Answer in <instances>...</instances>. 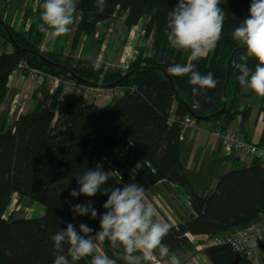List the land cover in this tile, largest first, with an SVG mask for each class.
Returning <instances> with one entry per match:
<instances>
[{
  "label": "trees",
  "instance_id": "obj_1",
  "mask_svg": "<svg viewBox=\"0 0 264 264\" xmlns=\"http://www.w3.org/2000/svg\"><path fill=\"white\" fill-rule=\"evenodd\" d=\"M42 3L43 0H28L23 11L24 22L31 19L28 29L11 24L0 12V38L13 46L12 50L0 53V108L10 75L22 67L24 72L27 66L36 67L78 84L100 83L106 87L127 76L116 85L122 89V95L109 105L69 100L55 119L62 96L60 87L20 113L10 127L0 126V264H53L55 249L51 237L66 229L67 223L76 224L77 229L85 223L99 231V215L105 211L102 205L107 196L98 193L94 197L73 198L70 192L79 189L78 176L101 167L103 162L117 178L115 182L109 178L105 188L137 183L147 193L166 181L188 192L193 213L182 222L170 224L163 241L169 246L168 255L178 254L188 246L193 249L191 236H223L264 216V164L260 159L254 158L245 167L231 168L219 179L213 193L203 196L193 189L180 157L181 121L186 116L196 122L219 121L224 129L238 113L245 120L252 112V106L238 110L243 88L237 80L239 70L235 65L240 63L244 47L232 38L234 29L248 16L251 0H221L226 17L222 37L206 57L192 62L197 71L211 72L219 83L216 88L207 89L206 95L195 97L189 76L170 75L172 84L165 74L168 66L186 64L190 56L188 50L173 49L165 33L167 14L177 0H106L102 14L96 11L95 0H78L75 22L70 26L75 27L72 52L81 34H94L97 23L111 21L115 11L126 13L124 22L128 27L149 18L146 35L153 37V54L141 52L126 68L64 55L69 33L56 37L52 50L42 51L45 33L37 27L42 23ZM96 63L100 64L99 69H94ZM256 63L249 58V67L254 68ZM224 89L226 107L218 114L224 106ZM207 98L211 102H206ZM175 101L178 106L173 112ZM260 111L264 120V101ZM260 142H264V128ZM14 195L18 202L32 198L42 204L43 215L6 216ZM89 200L98 212L95 220L77 216L71 210L72 205ZM100 244L116 264H126L121 259L122 248L113 249L107 241ZM203 252L208 259L205 264H264V256L260 263H254L229 243L208 245ZM77 264H91V257Z\"/></svg>",
  "mask_w": 264,
  "mask_h": 264
},
{
  "label": "clouds",
  "instance_id": "obj_2",
  "mask_svg": "<svg viewBox=\"0 0 264 264\" xmlns=\"http://www.w3.org/2000/svg\"><path fill=\"white\" fill-rule=\"evenodd\" d=\"M78 0H43L40 4V20L37 27L42 33L54 37L66 36L75 22ZM221 0H177L167 14L165 33L168 44L173 49L188 50L190 56L186 64H171L167 72L171 76H189L193 85V96L206 95L207 89L216 88L219 81L211 72L201 74L193 61H198L213 51L222 37L225 12L220 7ZM106 0H95L98 13L106 9ZM232 38L244 47L237 80L246 91L264 97V0H251L249 14L232 32ZM249 58H254L255 67H249ZM99 69L100 64L93 65ZM206 102H211L207 98ZM109 172L97 166L78 176L79 189H73L70 196L94 197L98 193L106 195L102 205L105 209L99 215V231L85 223H67L52 237L54 242L53 264H77L85 257H91V264H116L107 255L94 254L97 242L107 241L111 248H122L121 259L126 264H142L151 261L158 251L160 257L168 256L169 246L163 243L171 225L157 219L156 207L145 199V189L137 183L125 184L122 188H105ZM103 189V190H102ZM77 216H90L95 220L98 212L91 200L72 205ZM94 233V234H93ZM65 246L66 252L65 255Z\"/></svg>",
  "mask_w": 264,
  "mask_h": 264
},
{
  "label": "crops",
  "instance_id": "obj_3",
  "mask_svg": "<svg viewBox=\"0 0 264 264\" xmlns=\"http://www.w3.org/2000/svg\"><path fill=\"white\" fill-rule=\"evenodd\" d=\"M2 3L0 0V12L8 18L6 19L11 24L17 27L24 26L25 29L29 28L30 18L26 19L25 23L23 22L24 24L15 20V15H19L20 8H17L19 6L10 7L7 4L1 6ZM35 3L37 4V1ZM20 15L23 18V12ZM148 21L149 18L146 17L132 27H128L125 22L119 19L104 22L101 26L97 25L94 34H81L78 45L72 52L71 42L75 35V27H73L69 32L63 53L64 55L72 54L77 60H96L105 63L106 66L126 68L141 52L148 56L153 54V37L144 35L141 32ZM55 39L56 37L52 36L50 32L45 33L41 50L44 52L52 50L56 45ZM28 80L33 81L34 85L30 84ZM7 86L8 91L0 108V126L4 125L6 128L12 125L20 113L33 108L36 102L41 100L46 93H51L48 86L39 87L35 80L18 73L10 75ZM66 98L67 101H82L79 93L73 95L72 98L70 96H66ZM19 99L22 101L21 103ZM263 101V97L249 94L243 88L238 101V110L242 111L245 107L252 106V112L249 118L245 120L242 118L241 113H238L227 127L239 130L248 140L259 142L264 128L263 114L260 111ZM177 106L178 102L175 101L173 112H175ZM218 124H220L219 121L196 122L181 135L180 157L182 164L193 189L203 196L213 193L219 179L231 168L248 166L253 160L252 157L240 156L236 153H225L220 139L214 133L215 128L219 126ZM112 173L115 175L114 172ZM14 196L17 199V196ZM25 199L27 198H23L21 202ZM145 199L156 207L158 211L157 219L162 222L177 224L182 222L187 215L193 213L189 194L180 185L166 181L160 182L145 193ZM206 237V234L191 236L194 248L202 247L204 249L207 247V242H201ZM199 241L201 243L197 244ZM191 249L189 246L184 248L183 251L177 254L178 257L182 259L185 253ZM94 254L107 255L98 242ZM202 254L205 256L204 252ZM170 256L160 258L168 259ZM205 263H208L206 256Z\"/></svg>",
  "mask_w": 264,
  "mask_h": 264
},
{
  "label": "built area",
  "instance_id": "obj_4",
  "mask_svg": "<svg viewBox=\"0 0 264 264\" xmlns=\"http://www.w3.org/2000/svg\"><path fill=\"white\" fill-rule=\"evenodd\" d=\"M11 1V0H8ZM78 20L81 18L78 15ZM119 19L122 22L126 19V13L120 14L115 11L111 20ZM104 22H98L97 25L101 26ZM142 34H147L146 27L141 30ZM152 36V35H151ZM26 71L23 67L14 70L13 73H18L22 76L35 80L39 87L48 86L51 93L55 92L60 87L62 88V96L59 98V105L66 99V96L74 93H80L82 102L84 103H99L109 105L113 100L122 95V89L117 86H103L97 84H78L72 79H65L61 76L48 73L36 67L27 66ZM196 124V120L191 116H186L181 121L182 134L187 128ZM215 135L220 139L222 149L226 154L236 153L240 156H248L258 158L264 164V142L261 143L246 139L239 130L227 127H216L214 130ZM208 241V245H215L221 243H229L235 251L246 255L252 262L260 263L264 256V216L249 225L234 229L227 234L219 237L210 238L208 235L204 241ZM198 250L203 252V248L197 247ZM258 252V253H257ZM190 258L184 257L180 259L177 254L171 255L168 259H161L155 254L154 258L149 264H201L196 255L191 254Z\"/></svg>",
  "mask_w": 264,
  "mask_h": 264
},
{
  "label": "rangeland",
  "instance_id": "obj_5",
  "mask_svg": "<svg viewBox=\"0 0 264 264\" xmlns=\"http://www.w3.org/2000/svg\"><path fill=\"white\" fill-rule=\"evenodd\" d=\"M1 1L3 2L1 4V6L2 5L5 6L4 4H7L10 7L19 6V7H17V8H20L19 11H18L19 15H15V20H18L19 23L23 24L24 20H23V18H21L20 13L24 11L28 0H12V1L1 0ZM36 5L37 4L35 3V6ZM16 14H17V12H16ZM3 16L5 17V15H3ZM8 17H9V15H8ZM5 18H7V17H5ZM12 48H13V46H12L11 43H9V42L8 43H3L2 39L0 38V53L3 52V51H10V50H12ZM28 82H30V84L34 85L33 81H29L28 80ZM75 94L76 93H74L72 95H69V96L72 98V96L75 95ZM76 96H78V95H76ZM66 99L60 103V107L58 108V110L56 112L55 119L57 118L59 113L62 111L64 105L67 103ZM19 102L21 103L22 101L19 99ZM101 168H102V170H104L106 172H109V178L112 181H114V182L116 181V179H117L116 176L109 170V168H108V166L106 165L105 162H103L101 164ZM43 213H44L43 205L38 203L34 199L27 198V199H25V201H23L21 203H18L16 197L14 196L13 197V201H12L11 205L8 208L6 216L12 215V216H15V217H39V216L43 215ZM201 242L206 243L208 241L206 240V241H201ZM201 242L199 241V242H197V244H199ZM191 254L196 255L198 260H199V262L201 264H205V256L197 248L191 249L189 252L185 253V255L182 258H184V257L190 258L189 256ZM156 255L159 256L158 255V251H157ZM116 258H119V256H117ZM142 264H149V262L142 261Z\"/></svg>",
  "mask_w": 264,
  "mask_h": 264
},
{
  "label": "water",
  "instance_id": "obj_6",
  "mask_svg": "<svg viewBox=\"0 0 264 264\" xmlns=\"http://www.w3.org/2000/svg\"><path fill=\"white\" fill-rule=\"evenodd\" d=\"M10 39L14 42V39H13L12 35H10ZM25 51H27V50H25ZM29 52H31V51H29ZM41 56H42V55H41ZM42 58H43L45 61L50 62L49 59H47V58H45V57H43V56H42ZM231 61H232V57L230 58V63H231ZM56 65L63 67V66L60 65V64H56ZM130 73H131V72H130ZM130 73H129V74H130ZM165 74H166V76L168 77V79L170 80V82L173 84V80H172L170 74H168L167 71H165ZM229 75H230V68H229V70H228V76H227L228 78H227V80L229 79ZM126 76H127V74L124 75V77H123L122 79H120V80H118L117 82H115V83L113 84V86L118 85V84H119V83H120V82H121ZM226 102H227V98H226V92H225V89H224V106H223V108L218 112V114H222V113L224 112L225 107H226ZM213 116H214V115H213Z\"/></svg>",
  "mask_w": 264,
  "mask_h": 264
}]
</instances>
